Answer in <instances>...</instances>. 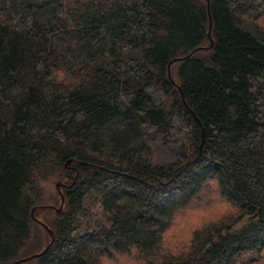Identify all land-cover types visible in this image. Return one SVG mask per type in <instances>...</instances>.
<instances>
[{
	"label": "trees",
	"instance_id": "1",
	"mask_svg": "<svg viewBox=\"0 0 264 264\" xmlns=\"http://www.w3.org/2000/svg\"><path fill=\"white\" fill-rule=\"evenodd\" d=\"M207 1L0 0V264L264 258V0Z\"/></svg>",
	"mask_w": 264,
	"mask_h": 264
},
{
	"label": "rangeland",
	"instance_id": "2",
	"mask_svg": "<svg viewBox=\"0 0 264 264\" xmlns=\"http://www.w3.org/2000/svg\"><path fill=\"white\" fill-rule=\"evenodd\" d=\"M263 19H264V14H263ZM56 184L62 185L60 181H57L54 183L55 188H58ZM206 185L202 189V192L199 195L198 199L195 201V203H193L194 205L192 204L193 205L192 208L190 207L191 209L189 208L179 213L172 227L165 233L164 244H163L164 248L170 247L171 245L174 244L175 238L173 234H176L179 237L180 243H177L176 246L178 247L184 246V244L188 242L187 240L189 239L191 230L198 228L202 223H205L211 220L209 218L212 216V214L220 210L221 205L218 203V201L215 198L214 193L211 190L212 186L211 185L206 186ZM42 187L45 193V202H49L47 199L50 195V192L52 191V185L50 182L42 183ZM58 193L62 195L61 192H59V189H58ZM61 197L62 196H60V199ZM61 204L62 203L60 201L58 206L56 207L51 206V207L54 209L55 212H58V210L61 209ZM44 206L46 205L41 204L39 206H36L35 208H38V207L43 208ZM31 215L33 216L32 213ZM42 217H44V214H36L35 216H33V218L38 222H41L43 220ZM38 238L42 241L41 247H43L45 240L43 238V234L40 229H39ZM49 242H50V237H49ZM47 245H45L40 251H43ZM28 256H31V255H28ZM260 260L261 261L259 262V264H264V258H261ZM105 264H139V262L136 260L134 256L132 257L129 255H124L123 257H119L117 260H115L114 263H105Z\"/></svg>",
	"mask_w": 264,
	"mask_h": 264
},
{
	"label": "water",
	"instance_id": "3",
	"mask_svg": "<svg viewBox=\"0 0 264 264\" xmlns=\"http://www.w3.org/2000/svg\"><path fill=\"white\" fill-rule=\"evenodd\" d=\"M206 1V8H208V1L207 0H205ZM210 25V24H209ZM193 53V52H192ZM192 53H189L188 55H186V56H184V57H182V58H177V59H186V58H188V57H190L191 55H192ZM177 59H175V60H177ZM72 162V159H69L68 161H66V163L65 164H69V163H71ZM56 186H61V185H57L56 184ZM61 203H62V197H61ZM60 211V209L58 210V212ZM47 232H48V234L50 235V242H49V244L50 243H52V241H53V236L51 235V232L49 231V230H47ZM44 252V250L41 252V253H43ZM41 253H39V254H41ZM38 254H33V255H31V256H29V257H26V258H23V259H19V260H17V261H15L14 263H11V264H18V263H22V262H24V261H27V260H29V259H31V258H33V257H35V256H37Z\"/></svg>",
	"mask_w": 264,
	"mask_h": 264
},
{
	"label": "bare ground",
	"instance_id": "4",
	"mask_svg": "<svg viewBox=\"0 0 264 264\" xmlns=\"http://www.w3.org/2000/svg\"><path fill=\"white\" fill-rule=\"evenodd\" d=\"M46 231H47V229H46ZM48 233V232H47Z\"/></svg>",
	"mask_w": 264,
	"mask_h": 264
}]
</instances>
